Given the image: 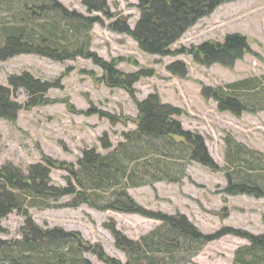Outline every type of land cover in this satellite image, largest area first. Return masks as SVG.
Masks as SVG:
<instances>
[{
  "label": "rangeland",
  "instance_id": "obj_1",
  "mask_svg": "<svg viewBox=\"0 0 264 264\" xmlns=\"http://www.w3.org/2000/svg\"><path fill=\"white\" fill-rule=\"evenodd\" d=\"M35 1L0 0V25L25 17H33L38 23L43 18L33 11L47 4ZM51 1L70 14L98 19L82 35L88 42H78L77 46L89 45L90 52L100 59L117 61L123 74L143 71L152 76L133 85V99L121 88H110L103 80V72L82 57L57 62L37 55H19L0 61V86L8 87L10 77L23 73L43 82L60 81V87L46 95L47 104L30 110H25L27 94L11 90L22 110L14 123L0 119V167L13 165L27 174L31 165L48 158L66 165L64 170H51L50 185L67 187L71 183L81 192L73 177L68 181L67 165L76 170L85 151L101 155L125 151L129 145L127 136L131 138L137 129L136 101L154 94L162 104L179 111V117L174 119L184 131L203 140L212 167L201 163L195 146L189 158L181 143L175 141L177 152H171L161 146V141L144 138L139 140L143 147L140 156L124 159L128 177L120 187L110 185L98 192L88 191L95 193L91 195L97 207L81 204L82 198L66 196L53 202L51 208L27 210L28 217L15 211L2 221L4 234L0 238L24 239L21 230L30 218L41 230L57 231V238H80L82 264H109L100 260V253L109 260L128 264L133 256L131 247H138L148 235L166 230L163 219L171 218L187 235L211 238L199 251L196 246L174 250L175 264H233L237 251L250 243L229 233L264 236V199L229 190L230 181L255 182L264 189V163L258 160V155L264 158V109L236 117L219 111L217 103L203 98L201 91L204 87L225 88L256 80L255 90L241 88V99L249 106L264 107V0H236L221 5L191 27L168 57L144 54L130 37L112 30L113 23H117L116 28H134L140 16L139 0H106L110 18L88 12L84 0ZM232 34H241L248 40L251 54L230 70L217 65L199 66L186 55L173 56L207 41L222 43L226 35ZM176 62L187 67L186 79L167 72V67ZM227 141L252 151L250 156L255 160L232 166L227 162ZM104 144L110 146L108 151L103 149ZM122 187L129 200L122 192L114 195ZM115 200L116 205H124L121 207H127L131 200L150 217L118 212L112 208ZM75 204L78 206L73 208Z\"/></svg>",
  "mask_w": 264,
  "mask_h": 264
},
{
  "label": "trees",
  "instance_id": "obj_2",
  "mask_svg": "<svg viewBox=\"0 0 264 264\" xmlns=\"http://www.w3.org/2000/svg\"><path fill=\"white\" fill-rule=\"evenodd\" d=\"M234 1L140 0L138 5L140 17L134 29L131 30L126 25L120 28L113 25L112 28L113 31L132 38L144 54L168 57L172 54L173 45L191 27L201 19L210 16L219 6ZM33 2L36 1L33 0ZM44 2L47 7L43 8L39 5L36 11H33L34 14L43 18L38 23L33 17H25L0 25V61H6L19 55H37L57 62L72 60L74 56L82 57L91 60L102 70L103 80H106L110 88H121L134 99L133 85L141 78L151 77L152 73L141 71L125 75L116 69L117 61L106 62L100 59L95 53L90 52L89 45L77 46L78 42L80 44L88 42L82 38V35L89 32L98 19L87 20L68 13L60 4L51 0H44ZM84 6L87 7L88 12H101L110 17L106 0H84ZM18 11L22 13L19 7ZM246 54H251L247 39L239 34H232L227 35L222 43L209 41L188 50L175 52L173 56H189L195 64L202 67L219 65L231 69ZM167 71L180 79L187 78V67L182 62L169 65ZM253 84L256 86V80L229 84L225 88L204 87L202 96L216 102L221 112H229L240 117L245 112L254 113L264 109V107L249 106L242 100L241 88L255 90ZM8 85L9 87L0 86V119L14 123L22 107L13 100L11 90H22L27 94L28 102L25 109L30 110L47 104L46 95L50 90L58 89L60 81L43 82L28 73H23L10 77ZM261 98L264 102V96ZM136 107L138 110L137 129L131 138L127 136L129 145L125 151L121 153L117 151L109 155L85 151L78 161L76 170L67 165L68 181L70 177H73L82 188L81 192H77L71 183L67 187L50 185L51 170L55 168L64 170L66 165L48 158H43L41 163L31 165L27 174L13 165L0 167V235L4 234L2 221L13 212L26 214L28 217L27 210L51 208L53 202H58L60 198L66 196L82 198L81 204L97 207L91 195L95 193L90 194L88 191L98 192L99 189H107L110 185L120 187L128 177L124 159L140 156L143 147L139 140L142 141L144 138L161 141V146L171 152H177V143H181L183 151L188 154L189 158L193 157L192 148L195 146L196 151L200 153L201 163L212 167V161L203 140L184 131L181 124L174 119L179 117L177 109L162 104L157 94L149 95L142 102L136 101ZM227 144V162L232 166L250 164L251 160H255L250 156L253 152L247 148L232 141H227ZM103 149L108 151L110 146L104 144ZM145 152L147 153L146 149ZM258 158L256 159L264 163V158L259 155ZM250 183L230 181L229 190L233 194L264 199V189L255 182ZM121 192L129 200L124 187L121 191H115L114 195L117 193L119 195ZM116 202L115 200L112 208L118 212L150 217L131 200L127 207H121L124 206L121 203L118 206ZM77 206L78 204H75L73 208ZM163 220L166 230L148 235L141 244H138V247H131L133 264H175L174 250L183 246L187 249L196 246L199 251L211 240L209 237L197 234L187 235L171 218ZM21 232L24 237L22 240L9 241L0 238V264L84 263L81 247L83 241L78 237L57 238L55 234L57 231L51 233L41 230L30 218H27L26 227ZM229 234H235L250 243L249 246L237 251L233 264H264V236L254 237L233 231ZM50 235L52 237L47 238ZM177 254L181 253L177 252ZM99 255L100 260H105L109 264H120L115 260L107 259L103 253ZM131 258L128 264H132Z\"/></svg>",
  "mask_w": 264,
  "mask_h": 264
}]
</instances>
